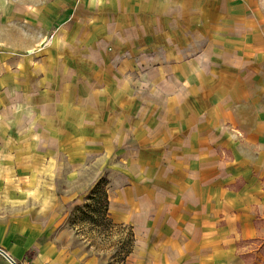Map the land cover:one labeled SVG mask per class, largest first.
Here are the masks:
<instances>
[{"label": "crops", "instance_id": "0c3cea01", "mask_svg": "<svg viewBox=\"0 0 264 264\" xmlns=\"http://www.w3.org/2000/svg\"><path fill=\"white\" fill-rule=\"evenodd\" d=\"M46 7L31 30L52 39L15 112L45 118L57 165L78 179L68 200L108 172V218L129 235L113 264H264L260 0ZM63 235L17 231L0 250L17 263L101 264Z\"/></svg>", "mask_w": 264, "mask_h": 264}, {"label": "rangeland", "instance_id": "374dc122", "mask_svg": "<svg viewBox=\"0 0 264 264\" xmlns=\"http://www.w3.org/2000/svg\"><path fill=\"white\" fill-rule=\"evenodd\" d=\"M51 1L0 0V241L17 231L45 232L55 238L61 232L71 249L94 254L101 264L121 262L129 235L101 213V201L95 205L86 200L91 188L76 204L64 197L76 188L78 179L70 177L69 182L71 168L57 165L63 152L49 150L45 118L25 110L15 112L17 94L29 91L21 88L20 80L31 77L52 39L50 35L40 40L42 33L31 30L30 20L44 17ZM260 8L264 19V0ZM104 175L106 179L108 172ZM87 178L82 173L81 184ZM85 204L90 207L84 208V216L77 207ZM1 256L0 264H9Z\"/></svg>", "mask_w": 264, "mask_h": 264}, {"label": "trees", "instance_id": "16d2710c", "mask_svg": "<svg viewBox=\"0 0 264 264\" xmlns=\"http://www.w3.org/2000/svg\"><path fill=\"white\" fill-rule=\"evenodd\" d=\"M106 186H107V180L104 177H101L98 181H96L93 184L91 189L86 194V200L93 201L95 205L99 203L98 201H101L102 202V212L101 213L104 214L105 217L108 218V196H107ZM87 207H90V206L85 204L82 207H77V211H80L81 213L83 212L82 215L84 214L85 216L86 213L84 212V208H87ZM95 207L93 208L92 211L94 210L96 211ZM128 243H129V240H128ZM32 255H33L32 253L28 252L24 261H29Z\"/></svg>", "mask_w": 264, "mask_h": 264}, {"label": "built area", "instance_id": "2783aa9c", "mask_svg": "<svg viewBox=\"0 0 264 264\" xmlns=\"http://www.w3.org/2000/svg\"><path fill=\"white\" fill-rule=\"evenodd\" d=\"M5 258L7 259V261L9 262V264H30L28 262L27 263H17L16 261H14L13 259H11L10 257L7 258L6 256H5ZM41 264H50V263L49 262H42Z\"/></svg>", "mask_w": 264, "mask_h": 264}, {"label": "water", "instance_id": "95a60500", "mask_svg": "<svg viewBox=\"0 0 264 264\" xmlns=\"http://www.w3.org/2000/svg\"><path fill=\"white\" fill-rule=\"evenodd\" d=\"M0 253L3 254L4 256H6L7 258H9L6 253H4L3 251L0 250Z\"/></svg>", "mask_w": 264, "mask_h": 264}]
</instances>
